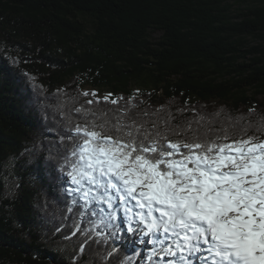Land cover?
Instances as JSON below:
<instances>
[{"label": "trees", "instance_id": "obj_1", "mask_svg": "<svg viewBox=\"0 0 264 264\" xmlns=\"http://www.w3.org/2000/svg\"><path fill=\"white\" fill-rule=\"evenodd\" d=\"M83 91L134 97L130 115L149 113L141 131L173 141L223 143L249 124L264 139V0H0V264H160L126 239L109 256L99 220L64 239L54 137L119 114Z\"/></svg>", "mask_w": 264, "mask_h": 264}, {"label": "snow or ice", "instance_id": "obj_2", "mask_svg": "<svg viewBox=\"0 0 264 264\" xmlns=\"http://www.w3.org/2000/svg\"><path fill=\"white\" fill-rule=\"evenodd\" d=\"M82 95L95 97L86 101L90 106H119L125 99H110L109 93L101 101L95 91ZM134 106L130 97L116 110L129 115V123L121 122L119 114L114 124L98 122L93 113L54 137L57 179L72 214L73 231L64 239L85 231L84 217L90 224L104 223V238L113 240L109 256L119 247V238L121 243L126 239L151 245L150 255L160 264H264V139L245 136L249 124L240 137L230 139L225 133L223 143L173 141L166 132H142L144 123L137 116L149 113L131 116ZM261 128L264 116L256 131ZM51 158L49 153L45 160Z\"/></svg>", "mask_w": 264, "mask_h": 264}, {"label": "rangeland", "instance_id": "obj_3", "mask_svg": "<svg viewBox=\"0 0 264 264\" xmlns=\"http://www.w3.org/2000/svg\"><path fill=\"white\" fill-rule=\"evenodd\" d=\"M159 37V35H154V38L157 39ZM254 45V44H253ZM84 90H88L87 88H85ZM106 94V91H102V93L100 94V96H98L99 98H104ZM143 245H140V247H142Z\"/></svg>", "mask_w": 264, "mask_h": 264}]
</instances>
